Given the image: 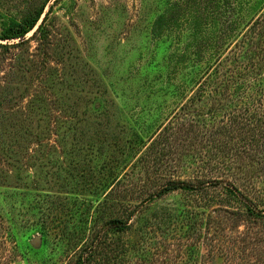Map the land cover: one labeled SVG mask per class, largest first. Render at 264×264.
I'll return each mask as SVG.
<instances>
[{
	"label": "rangeland",
	"instance_id": "rangeland-1",
	"mask_svg": "<svg viewBox=\"0 0 264 264\" xmlns=\"http://www.w3.org/2000/svg\"><path fill=\"white\" fill-rule=\"evenodd\" d=\"M44 1L0 0V35ZM182 1L49 0L25 37L0 38V264H74L100 230L92 264H264V217L245 213L249 200L264 207L256 150L236 149L240 135L217 147L231 106L214 105L210 89L181 108L215 62L206 34L232 19L198 25L215 3L193 11ZM249 3L220 9L248 20ZM173 12L189 18L169 22ZM166 125L170 145L147 148ZM218 152L236 167L221 169ZM197 176L245 200L223 203L224 186L211 184L139 204L169 179ZM116 216L126 231L108 224Z\"/></svg>",
	"mask_w": 264,
	"mask_h": 264
},
{
	"label": "trees",
	"instance_id": "trees-1",
	"mask_svg": "<svg viewBox=\"0 0 264 264\" xmlns=\"http://www.w3.org/2000/svg\"><path fill=\"white\" fill-rule=\"evenodd\" d=\"M207 1H209L208 6L206 3ZM234 1L237 2L238 0H186L177 2L182 5V7H189L188 10L193 9V11L195 10V7H201L202 9V6L204 5V8H208L211 4L215 3L211 8L210 13L200 10V14H198V25L207 24L208 22L212 23L211 20H213L214 23L216 21L221 23L223 21L221 20L220 22L219 20L224 17L226 18L224 22L232 19L231 23H229L230 28L222 27L215 29V31L211 34L209 33V35L206 34L205 41L208 44H206L205 49L208 47L215 49V62L213 65L211 64L202 75H200L196 81L197 87L196 90H194V94L188 98L181 108L189 106L196 100V92L201 93L207 89H210V91L215 94V97L213 98L214 105L227 101V104L231 106V108L226 111L229 115V123L220 124L219 129L214 133V135H220L221 137L217 136L219 138L217 147L224 152L227 147L230 148L229 142L239 138L240 135V138L244 140L243 143H245V145H239L237 142L235 148L238 150H245L247 149L245 147L247 145L248 149H251V151L255 149L256 155L250 157L256 162L259 171L262 172V176L264 177V0H248L250 6H255L257 4L256 12L248 20H246L245 17H243V20L238 18L237 14H234L237 10L235 7L231 8V10L221 12L220 7L222 5L226 4L228 6H233ZM48 2L49 0H46L36 10L26 13L20 21H14L12 25L5 28L4 33L0 35V38L14 39L25 37V35L29 33L41 19ZM177 3L176 5H178ZM183 15V13L176 14V12H173L170 16L171 20H169V22L173 23V21L179 17L189 18L188 15ZM241 21L245 23L244 28L234 34L237 25L242 23ZM204 28L205 30L208 29L206 27ZM221 113L223 112L216 110L214 115L219 116ZM222 118L223 116H220L221 120ZM169 135L170 130L167 125L160 127L148 140L150 143L147 148L153 150L157 142L162 143L163 145H170L171 141ZM197 135L200 134L198 133ZM143 142L145 141H142V143ZM145 144L147 143L145 142ZM165 152V150H163V152L161 151V153ZM223 152H220V154L218 152L214 155L217 157V162L220 164L221 169L231 171L236 167L235 162L231 161L228 154L224 155ZM159 155L160 159L164 156L161 154ZM204 164L206 165V163ZM205 165L200 166L201 168L206 169L207 167ZM205 172L206 170L204 173ZM120 180L119 176H114L112 183L107 184V187L111 184L106 190L107 195L114 192L115 186ZM104 183L106 184V182ZM211 184L214 185V188H217L220 185L224 186L225 198L227 200L223 203H231V200H237L240 202L242 199L245 200V195L239 188L233 187V185L230 184H224L222 179L207 181L204 178H198L197 176V179L195 180L169 179L166 182L161 183L157 189L148 191V194H145V196L142 197V201L139 204L151 201L154 198H162L167 193L175 190H182L184 192L196 194L207 193L212 187ZM107 201L108 198H106L105 202ZM246 204V216L264 217V207L260 208L259 205L252 200H249V203ZM214 207L215 206L212 205L213 210L218 209ZM235 213H238V211L235 210L233 214ZM108 224H111L113 227L112 229L117 231H126L129 228L127 219L125 220L118 216L109 220ZM101 232H103V230L98 231L94 235L90 243V249L85 247L78 252L74 264H92V257H94L96 253L94 246L103 242L100 238L102 237Z\"/></svg>",
	"mask_w": 264,
	"mask_h": 264
}]
</instances>
